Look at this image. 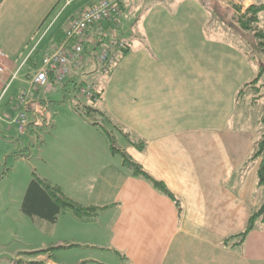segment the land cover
<instances>
[{
	"label": "crops",
	"instance_id": "0c3cea01",
	"mask_svg": "<svg viewBox=\"0 0 264 264\" xmlns=\"http://www.w3.org/2000/svg\"><path fill=\"white\" fill-rule=\"evenodd\" d=\"M11 1L2 0L0 16ZM13 1L42 12L32 23L36 28L20 35L32 36L33 45L25 52L14 58L0 48L6 65L0 90L25 60L33 57L36 63L28 66L9 97L12 118L6 119L7 124L24 136L33 130L22 133L13 125L17 94L30 87L28 78L43 55L71 46L70 20L99 0ZM119 1L122 16L93 28L94 47L121 39L115 25L125 7L124 0ZM216 1L136 0L140 34L134 44L128 43L110 73L102 75L95 62L73 71L64 82L100 83L98 108L124 132L119 133V148L163 182L173 197L129 170L122 155L111 152L108 137L98 126L78 112L62 116L56 111L46 138L34 140L30 135L33 144L40 143L37 174L58 185L71 200L97 207V215L80 220L64 211L56 222L27 216L22 203L29 180L21 212L45 233L40 245L28 246V252L64 246L39 254L37 260L48 264H264V222L259 221L243 242L236 237L264 202L258 180L260 161L251 160L264 130V72L260 76L264 52H257V58L241 44L208 36ZM217 2L236 10L234 4L240 5L245 12L255 0ZM262 14L264 10L258 24ZM19 25L0 19V31L7 36L20 34V29H11ZM258 26L264 29V22ZM258 76L252 91L240 95ZM257 87L261 92L253 100ZM37 91L35 105L43 100ZM3 121L0 117L1 126ZM139 139L145 143L143 149L133 142Z\"/></svg>",
	"mask_w": 264,
	"mask_h": 264
},
{
	"label": "rangeland",
	"instance_id": "374dc122",
	"mask_svg": "<svg viewBox=\"0 0 264 264\" xmlns=\"http://www.w3.org/2000/svg\"><path fill=\"white\" fill-rule=\"evenodd\" d=\"M211 1L207 0L208 4ZM217 1L212 5L213 8L215 6L216 13H213L211 21L207 26L208 30L206 29V31L208 36L222 38L228 44H241L245 47L246 51L254 52V55L258 58L257 52L262 51V48L259 46V40L255 38V30L244 31L241 28L240 14L243 12L238 8L240 5L234 4L237 7L236 10L231 7L228 8L230 4H227L228 6L225 7L221 4L219 5ZM135 3L136 0L123 1L125 7L123 17L115 25L117 35L127 44H131V42L134 44L135 41L133 39L136 35L140 34V27L135 24L136 18L140 15V10L135 8ZM255 3H264V0H255ZM237 11H239V14H237ZM40 13H42L40 10H31L28 5L17 4L13 0L8 3V9L1 13L0 19L4 22L8 19L16 21L20 25L11 29L12 31L20 29L21 32L17 35L8 34L7 36V34L0 31V48L6 52L5 54L17 58L18 54L25 52L27 47L33 45V43H30L32 36L20 35H25L30 30L36 28L32 23L35 19H38ZM32 14L35 15L32 16ZM27 15H31V17ZM263 18L264 14H262L261 23L258 25L263 26ZM221 21L222 23H220ZM2 28L6 29L8 27L3 25ZM112 32L109 35L113 38L114 33ZM13 37L29 39L27 41L8 39ZM28 66L26 65L19 69L18 77L8 86L5 94H2L3 89L0 90V117L4 118L2 126L0 125V264H13L11 263V259H15L20 251L28 252V246L40 245L41 236L45 233L44 231L41 233L37 225L24 216L20 206L27 184L32 179L33 173H37V166L40 165L38 159L40 153L38 144L40 143L33 144L30 140V135H33L35 139H39V137L46 138L50 131L53 130V125L46 127L41 122V126L36 129L35 133L23 136L18 132V129L8 126L6 121V119L10 121V118H12V116L9 118V114H11V110L8 109V105L10 106L9 97L15 87L20 85L19 79L27 71ZM79 84H81L79 80L69 83V85H64V82H62L56 84V87H59L57 91L56 87L47 93L43 89L37 91L38 96L43 97L44 105H49L47 111L49 115H52L51 118L55 116L56 111L62 116L73 115L74 112H82L85 105L88 104L99 109L100 101L98 99L92 101L90 97L86 98L80 95ZM31 118L30 116V121ZM13 125L16 128L18 127L17 124ZM119 133H116L118 144H120ZM50 240L48 239V241ZM15 250L19 251L15 252ZM20 259L26 260L28 258L22 254Z\"/></svg>",
	"mask_w": 264,
	"mask_h": 264
},
{
	"label": "built area",
	"instance_id": "2783aa9c",
	"mask_svg": "<svg viewBox=\"0 0 264 264\" xmlns=\"http://www.w3.org/2000/svg\"><path fill=\"white\" fill-rule=\"evenodd\" d=\"M122 16V8L119 0H99L86 7L69 22L67 37L72 40L68 49L58 47L52 52L43 55L40 65L35 73L28 78L30 87L22 89L16 96L15 111H18L14 123L19 131L28 133L36 129L43 122L46 127H51L53 119L47 114V104L44 100L35 105V91L43 89L45 93L54 89L56 84L65 82L73 71L83 66L98 62L100 72L109 74L116 65L118 58L128 49L129 45L122 39L114 38L107 46L98 48L93 28L100 26L106 21L115 22ZM105 37V36H104ZM106 38V37H105ZM89 47H94L88 51ZM20 66L23 67L25 62ZM6 71L5 54L0 50V79ZM17 70L2 94H5L8 86L18 77ZM99 89L96 81H90L81 87V93L91 96ZM30 116L31 121H30ZM35 140V138H33Z\"/></svg>",
	"mask_w": 264,
	"mask_h": 264
},
{
	"label": "trees",
	"instance_id": "16d2710c",
	"mask_svg": "<svg viewBox=\"0 0 264 264\" xmlns=\"http://www.w3.org/2000/svg\"><path fill=\"white\" fill-rule=\"evenodd\" d=\"M2 0H0L1 4ZM241 10V7H238ZM264 10V4L254 3L250 5L245 12H243L240 18L241 28L244 31H250L251 29L255 30V38L259 40V46L262 48L261 50L264 52V29H258L259 22V13ZM35 65L33 62V57H29L25 62L26 65ZM264 72V67L260 71V76ZM102 74V73H101ZM105 75V74H102ZM108 75V74H107ZM106 75V76H107ZM260 77L258 76L256 79L246 84V87L240 91V95L247 93L248 90L253 89V85H255L259 81ZM90 81H86L83 84H79V92L80 95L84 97H90V100L95 101L101 97V85L99 84V89L94 91L91 96H85L81 93V87L86 85ZM253 100H256L259 97V93L261 92L260 87H257L254 90ZM84 118H86L93 125L98 126L100 130L108 137L110 142V149L113 154L120 153L123 157L124 165L135 175H140L146 177L153 184L163 191L166 194H169L173 197L171 192L168 190L166 185L163 182H160L153 177H151L146 171H144L143 167L133 160L125 151H122L116 140V133H124L123 130L111 119L107 113L104 111L93 107L88 104L85 105L82 112H79ZM127 136L128 134L125 133ZM133 142L138 146V148L143 149L145 143L140 139ZM259 160L260 166L258 169V180L259 185L264 188V130L262 131L260 137L258 138L255 146L254 152L251 156V160ZM23 212L31 217V218H39L43 220H47L49 222H56L59 215L64 212H70L74 217L80 220H91L94 219L97 215V207H88L79 204L68 198L62 191V189L45 178L40 177L37 173H33L32 179L27 187L23 203H22ZM264 222V202L262 206L255 211L249 218L248 225L246 229L236 235L240 239V242H243L249 232L255 227V225L259 222ZM64 247L62 246H52L48 249H42L33 252H23L28 259H17L15 260V264H48L45 260H37L36 257L41 253L51 252L53 249Z\"/></svg>",
	"mask_w": 264,
	"mask_h": 264
}]
</instances>
